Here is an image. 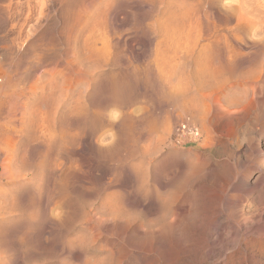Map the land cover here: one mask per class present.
<instances>
[{
  "label": "rangeland",
  "instance_id": "rangeland-1",
  "mask_svg": "<svg viewBox=\"0 0 264 264\" xmlns=\"http://www.w3.org/2000/svg\"><path fill=\"white\" fill-rule=\"evenodd\" d=\"M126 1L0 0V264H264V32L173 58L207 0Z\"/></svg>",
  "mask_w": 264,
  "mask_h": 264
},
{
  "label": "bare ground",
  "instance_id": "bare-ground-1",
  "mask_svg": "<svg viewBox=\"0 0 264 264\" xmlns=\"http://www.w3.org/2000/svg\"><path fill=\"white\" fill-rule=\"evenodd\" d=\"M120 1V0H119ZM129 1V0H128ZM132 1V0H130ZM135 1V0H134ZM213 1V0H212ZM223 0H217L215 3L218 4V5H212V7H209V3L211 2H208L207 0V3H203L200 8H196V5L195 4V7L192 8L191 11L190 10V7L189 6H185L186 8L189 7V9H185L187 11H185L186 13H181V17L179 15V19L178 18H174L173 20H168L167 18V21L168 24H167V37L165 38L164 36H161V37H164L165 40H167V48L168 50H171V52L169 53H173L175 57H172L173 58H176L177 57H187V56H191V54H199L201 55L202 57H205V56H208L209 54H211L212 52L216 53L218 56H219V61L222 62V63H225L227 64L228 61H226L227 59H230V52L228 51V48L230 50V41L231 40H234V41H238L239 39H241L240 35L243 34L242 30H245L246 27H249L251 28V31H256V33H259V34H262V32H264V0H233L234 2H232V0L230 1V3L232 2V4L230 5H233L235 4V8L237 9V12H235L236 14V17H228L230 15H227L228 13L226 12L225 13V10L224 8L226 9V7L228 8L229 6V3L228 2H222ZM229 1V0H228ZM125 2H127L125 0ZM139 2V0L137 1ZM137 2H134V3H137ZM203 2V1H202ZM214 2V1H213ZM218 2V3H217ZM220 2V3H219ZM129 3V2H128ZM141 3V1H140ZM143 3V1H142ZM146 3V2H145ZM151 3H153V0H151ZM150 3V4H151ZM163 3V2H162ZM227 3V4H225ZM139 4V3H138ZM148 4V3H147ZM220 4V5H219ZM178 5V4H177ZM211 6V4H210ZM182 7V6H181ZM184 7V6H183ZM182 7V8H183ZM209 7V8H208ZM212 9L210 11V15L208 14L209 11H207L208 9ZM153 9V8H152ZM233 9V8H232ZM236 9H234L236 11ZM172 10V9H171ZM177 10V8H176ZM175 10V11H176ZM179 10V9H178ZM184 10V9H183ZM182 10V11H183ZM227 10V9H226ZM170 11V10H169ZM184 12V11H183ZM229 14H231V12H234L233 10L231 11H228ZM168 13V12H167ZM178 13V12H177ZM176 13V14H177ZM234 14V13H232ZM169 15V14H168ZM210 16H213L214 18L216 19H212L211 17V20H210ZM165 18V16H164ZM235 18V19H234ZM229 19L231 20H235L233 23H234V26L232 27H228V23L231 24V20L229 21ZM164 20V19H162ZM216 20V21H215ZM231 22V23H230ZM87 23V22H86ZM160 23V22H158ZM162 23H165V22H161V25L163 26ZM85 25V24H84ZM158 25V24H157ZM93 26V25H92ZM86 27V26H85ZM159 27V26H158ZM164 27H166L164 25ZM163 29V27H161ZM165 30V28L163 29V31ZM165 30V31H166ZM159 32V30H158ZM245 32V31H244ZM162 33V31H161ZM161 33L159 35H161ZM241 33V34H240ZM90 34V33H89ZM158 34V33H157ZM162 34H165V33H162ZM245 34V33H244ZM158 35V36H159ZM255 35V34H254ZM258 35V34H257ZM263 35V34H262ZM261 35V36H262ZM241 36H244V35H241ZM160 37V36H159ZM151 38V37H150ZM243 38V37H242ZM257 38V37H255ZM245 39V38H244ZM252 39V38H251ZM260 39V38H259ZM164 40V39H163ZM162 40V41H163ZM170 40H174V42H170ZM245 41V40H244ZM160 42V41H158ZM164 42V41H163ZM240 42V40H239ZM239 42L237 44H239ZM243 42V41H242ZM103 43V42H102ZM162 43V42H161ZM244 43V42H243ZM160 44V43H159ZM158 44V45H159ZM164 44V43H163ZM233 44V43H232ZM239 45H242V44H239ZM246 45V44H244ZM162 46V45H161ZM160 46V47H161ZM164 46V45H163ZM159 49V46H157ZM166 47V46H165ZM237 47V46H236ZM248 47V46H247ZM162 48V47H161ZM252 48V47H251ZM165 49V48H163ZM234 49V48H233ZM238 49V48H237ZM263 49V48H262ZM160 50V49H159ZM162 50V49H161ZM164 51V50H163ZM230 53L229 57L228 55H225L227 53ZM235 51H233L234 53ZM157 53V52H156ZM166 53V52H165ZM160 54V53H159ZM161 54H163L161 52ZM167 54V57L168 56V53ZM240 55V53H238ZM247 55V54H246ZM194 56V55H193ZM201 56H197V57H201ZM213 56V55H212ZM212 56H208L209 58H211ZM215 56V55H214ZM227 56L228 58L226 59ZM233 56V54H232ZM236 56H238L236 54ZM235 56V57H236ZM257 56V55H256ZM170 57V58H172ZM201 57V58H202ZM234 57V56H233ZM240 57V56H239ZM242 57V56H241ZM188 59H190L189 57H187ZM186 58V59H187ZM192 58V57H191ZM208 58V59H209ZM213 58V57H212ZM211 58V59H212ZM187 59V60H188ZM198 59V58H197ZM204 59H207V57H205ZM234 59V58H233ZM239 59V58H238ZM96 60V59H95ZM194 60V59H193ZM196 60V59H195ZM237 60V58L235 59ZM198 61V60H197ZM197 61H194V62H197ZM201 61V60H200ZM199 61V62H200ZM206 61V60H205ZM210 61V59H209ZM214 61V60H213ZM216 61V60H215ZM226 61V62H225ZM230 61V60H229ZM233 61V60H232ZM208 62V61H207ZM259 62V61H258ZM210 63V62H209ZM213 62H211L212 64ZM233 63V62H231ZM261 63V62H260ZM84 64V63H83ZM202 64L206 65V63H204V61H202ZM214 64V63H213ZM218 64V63H217ZM220 64V63H219ZM224 64V65H225ZM222 64H220V67H221ZM105 66V65H104ZM261 66V65H260ZM225 67V66H223ZM227 68L229 66H226ZM225 67V68H226ZM226 68V69H227ZM230 69V68H229ZM228 70V69H227ZM256 70V69H255ZM221 72V71H220ZM87 77V76H86ZM228 77V76H227ZM73 78V77H72ZM225 78V77H224ZM259 81V80H258ZM201 84H199L200 86ZM206 85V84H205ZM202 87V85H201ZM205 87V86H204ZM203 88V87H202ZM204 89V88H203ZM210 92V91H209ZM201 93V92H200ZM213 94V93H212ZM211 94V95H212ZM199 95V94H198ZM200 96V95H199ZM212 97V96H211ZM215 97V96H214ZM198 98V97H197ZM202 99V98H201ZM206 100V98H204ZM215 100V99H214ZM198 101V100H197ZM200 101V100H199ZM202 101V100H201ZM200 101V102H201ZM204 101V100H203ZM208 101V100H207ZM199 102V103H200ZM206 102V101H205ZM198 103V104H199ZM204 103V102H203ZM201 105V103H200ZM204 105V104H203ZM202 105V106H203ZM80 106V105H79ZM201 107V106H200ZM200 109V108H198ZM199 111V110H198ZM202 111V110H201ZM200 112V111H199ZM198 112V113H199ZM206 112V111H205ZM201 114V112H200ZM203 114V112H202ZM180 123H185V125L187 127H189V129H191L190 127H193V128H196L197 130V133L196 134H191V133H188L190 135V137H185L186 139H181V137L177 136V139L179 141L181 140H186V141H191V140H197L200 138V129L198 127V125H196L195 123H192V122H189L187 120L185 121H180L179 123H177L174 127V132H175V129L176 127L180 124ZM4 169V168H3ZM257 184L259 185L258 187H260V194L262 193V191L264 192V177L260 178L258 181H257ZM229 186V185H228ZM257 187V188H258ZM230 188V186L228 187V189ZM261 197V196H260ZM260 197H258L257 199H259ZM224 203V202H223ZM220 204V203H219ZM258 216V215H257ZM247 228V227H246ZM254 228V227H253ZM240 230V229H239ZM242 231V230H241ZM256 231V230H255ZM257 261H258V258L261 257V255L263 254L261 249L263 247V244H264V216H260L259 217V220H257ZM255 232V233H256ZM241 233V232H240ZM254 233V232H253ZM243 234V232H242ZM245 234V233H244ZM245 240L247 241V239L245 238ZM252 240V239H251ZM247 243V242H246ZM250 243V242H249ZM248 243V244H249ZM253 243V242H252ZM247 245V244H246ZM253 245V244H252ZM246 247V246H245ZM256 247V246H255ZM247 250V249H246ZM240 253V252H239ZM244 255V254H243ZM264 255V254H263ZM263 257V256H262ZM261 259V258H260ZM259 259V260H260Z\"/></svg>",
  "mask_w": 264,
  "mask_h": 264
},
{
  "label": "built area",
  "instance_id": "built-area-1",
  "mask_svg": "<svg viewBox=\"0 0 264 264\" xmlns=\"http://www.w3.org/2000/svg\"><path fill=\"white\" fill-rule=\"evenodd\" d=\"M190 128L191 129H189V127H187L185 123H180L175 129L176 135L181 137V139H186L185 137H190L188 133H191V134L197 133L196 128H193V127H190Z\"/></svg>",
  "mask_w": 264,
  "mask_h": 264
}]
</instances>
